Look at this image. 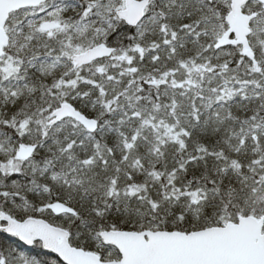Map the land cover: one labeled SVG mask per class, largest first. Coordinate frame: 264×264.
Returning <instances> with one entry per match:
<instances>
[{"label": "snow or ice", "instance_id": "obj_1", "mask_svg": "<svg viewBox=\"0 0 264 264\" xmlns=\"http://www.w3.org/2000/svg\"><path fill=\"white\" fill-rule=\"evenodd\" d=\"M0 264H264V0H0Z\"/></svg>", "mask_w": 264, "mask_h": 264}]
</instances>
